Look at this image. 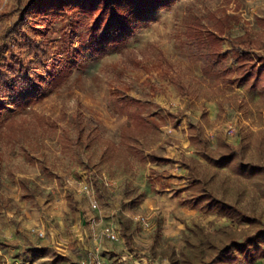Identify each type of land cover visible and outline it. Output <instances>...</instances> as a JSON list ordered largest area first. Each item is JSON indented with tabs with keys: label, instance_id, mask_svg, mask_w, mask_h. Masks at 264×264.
I'll use <instances>...</instances> for the list:
<instances>
[{
	"label": "rangeland",
	"instance_id": "1",
	"mask_svg": "<svg viewBox=\"0 0 264 264\" xmlns=\"http://www.w3.org/2000/svg\"><path fill=\"white\" fill-rule=\"evenodd\" d=\"M29 1L0 0V45L11 41L15 21L22 32L44 18ZM97 16L77 8L46 16L55 55L74 60L71 73L58 88L44 80L31 108L16 107L26 96L20 92L0 110V264H84L102 255L106 264H184L193 252L188 240L211 258L232 239L264 230V78L235 80L230 52V41L243 39L264 55V0H168L147 17L134 9L128 38L100 53L89 49L94 30L105 29ZM196 28L223 39L222 61L213 65L207 49L192 43ZM135 110L148 123L138 154L122 139ZM190 123L201 127L209 155L218 159L232 144L244 147V157L227 166L206 159L204 147L190 141ZM108 141L118 147L107 149ZM150 154L170 162H151ZM181 156L255 223L200 209ZM90 173L98 175L93 196L72 183ZM107 225L119 228L118 240L103 233ZM237 254L240 261L230 264H264V241Z\"/></svg>",
	"mask_w": 264,
	"mask_h": 264
},
{
	"label": "trees",
	"instance_id": "2",
	"mask_svg": "<svg viewBox=\"0 0 264 264\" xmlns=\"http://www.w3.org/2000/svg\"><path fill=\"white\" fill-rule=\"evenodd\" d=\"M71 1L30 0L27 6L33 10L35 9L36 13L45 15L44 18L39 22L33 20L34 22L28 26V29L25 28L22 32L18 28L19 20L15 21L7 29V36H12V39L8 44L0 45V110L10 105V102H8L9 96L20 92L25 93L26 96L20 102H17L16 107L31 108L37 99L35 98V93L44 80L48 79V83L52 88H58L71 73L74 60L72 57L65 58L55 55L54 46L50 39L47 38L46 27L48 25L46 16L60 15L67 8L69 10L77 8L88 16L98 15L97 20L100 19L102 23H105V29L100 34L97 32L99 29L94 30L95 33L91 36L89 49L94 53H100L106 45L113 46L115 43L128 38V21L134 9H137V14L147 17L150 10L168 2V0H95L94 2L79 0L80 2L72 5ZM95 2L98 3V6L94 7L93 3ZM115 18L116 22H113ZM190 40L200 49H207L209 62H212L213 65L226 57V54L222 53L220 49L223 39L218 37L215 31H205L202 28L192 29L190 31ZM230 43L233 72L236 74L235 80L247 83L263 79L264 55L254 51L255 47L252 42L246 44L243 39L241 42H237V39H234ZM171 81L179 89L183 87V85L178 84V80L172 79ZM138 111L135 110L134 113L131 111L128 113L129 120L122 129V139L135 154L142 151L138 147V143L148 129L147 120ZM136 127L139 132H133ZM131 130L132 132L129 133ZM189 130L190 141L196 145H202L204 147L202 155L216 165L227 166L237 158L241 159L244 157L245 149L243 146L237 147L232 144H224V150L220 152V156L217 159L208 154L207 141L201 127L190 123ZM79 142L80 137L78 138ZM107 143V149L111 150L118 147L112 142L108 141ZM149 160L160 163L170 162L168 158L156 154H150ZM180 164L189 171L187 187L192 190L193 198L200 209L206 212H214L232 221L255 223L256 218L253 215L217 197L211 191L208 181L200 174L194 164L187 161L185 156L180 158ZM257 167L259 166H252L250 171H255ZM242 169L247 170L248 165L243 164ZM90 174L94 185L97 184L96 176L98 175ZM126 238L128 242L131 241L129 234H126ZM262 241H264V230H259L256 233L246 235L243 241L232 239L215 256L207 258L200 243L194 244L191 240H188L193 252L184 256L182 262L184 264H230L239 262L241 258L237 252L246 253L251 251ZM172 263L178 264V260L172 258Z\"/></svg>",
	"mask_w": 264,
	"mask_h": 264
},
{
	"label": "built area",
	"instance_id": "3",
	"mask_svg": "<svg viewBox=\"0 0 264 264\" xmlns=\"http://www.w3.org/2000/svg\"><path fill=\"white\" fill-rule=\"evenodd\" d=\"M234 131H235V127L232 125H228V127L226 128V134L228 136H233L234 135ZM76 186V188H78V192L80 193H84L87 194L89 196H93L95 193V187H94V183L92 180V175L90 174H86L85 176L81 177V178H77L76 180H73V182ZM106 185H108V183L106 182ZM92 206L95 208L97 206V204L93 201V199L91 200ZM138 221H140L143 225L145 226H149L150 225V220L147 216L145 215H139L137 217ZM35 231V229H34ZM103 233L107 236V238L111 241H116L119 239L120 237V230L118 227H114L112 225H107L104 226L103 228ZM38 234L40 236H44V232L43 231H39ZM84 264H106L104 262V260H96L94 262H90V263H84Z\"/></svg>",
	"mask_w": 264,
	"mask_h": 264
},
{
	"label": "crops",
	"instance_id": "4",
	"mask_svg": "<svg viewBox=\"0 0 264 264\" xmlns=\"http://www.w3.org/2000/svg\"><path fill=\"white\" fill-rule=\"evenodd\" d=\"M181 157H182V156H181ZM181 157H180V158H181ZM154 163H156V162H154ZM179 163H180V159H179ZM119 238H120V237H119ZM59 241H60V240H59L56 236L51 237V242L53 243V245H55L56 247H58V248H60V249H63V248L57 246V244H61ZM89 248H91V246H90ZM92 249H93V247H92ZM95 249H97V250L99 251V247H96ZM63 250H65V249H63ZM124 251L127 253V250H124ZM126 257H127L126 255H123L122 259H124V258H126ZM101 258L104 260L105 263H108V261L106 260L105 257H103V255L101 256Z\"/></svg>",
	"mask_w": 264,
	"mask_h": 264
}]
</instances>
